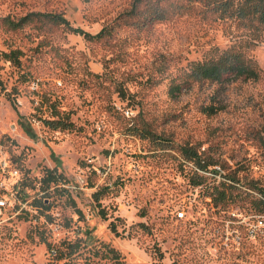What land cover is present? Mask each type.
<instances>
[{"label":"rangeland","instance_id":"rangeland-1","mask_svg":"<svg viewBox=\"0 0 264 264\" xmlns=\"http://www.w3.org/2000/svg\"><path fill=\"white\" fill-rule=\"evenodd\" d=\"M31 11L111 31L13 24ZM231 46L258 79L169 92ZM0 78V182L26 201L0 210V264H264V25L213 0H0ZM185 143L209 170L185 160ZM47 168L59 189L40 188Z\"/></svg>","mask_w":264,"mask_h":264},{"label":"trees","instance_id":"trees-1","mask_svg":"<svg viewBox=\"0 0 264 264\" xmlns=\"http://www.w3.org/2000/svg\"><path fill=\"white\" fill-rule=\"evenodd\" d=\"M213 8L220 11L223 16L236 17L241 19V21L256 20L260 24L264 25V0H213ZM32 16L46 18L54 23L65 24L74 32L82 34L88 39L103 36L104 33L111 31V29L107 26L103 27L99 32L93 34L82 27L73 26L63 13L48 11H31L19 21L13 22V24L18 25ZM19 52L20 51L18 49H13L3 54L6 59L18 62ZM185 75L188 79H183L180 83H174L170 86L169 92L172 95H176L184 85L190 82V79L223 80L237 77L258 79L261 76V70L259 69L257 62L252 57L247 56L244 51L231 46L223 50L217 48L211 52L208 58L192 62ZM2 84L3 82L0 78V86H2ZM120 90L121 92L123 91L122 89ZM214 110L215 109L213 107H210V112H213ZM48 122L53 124L54 127L72 126V123L63 119H49ZM144 130L147 134L153 136V138H163L159 135H155L147 127H144ZM179 149L185 160L192 162L198 169L209 170V167L214 164L211 159L203 157L198 149L189 143L180 144ZM62 181H64L62 172H58L55 168H47L44 175L39 179V185L40 188L44 190H48L52 186H54L55 189H59L58 185L63 183ZM259 190L263 191L260 187ZM221 195L222 199H226L227 193L224 190L221 191ZM39 203L43 204V207L47 209L50 208V205L46 203L45 200L42 201V199H39ZM51 252L55 253L56 249L53 247Z\"/></svg>","mask_w":264,"mask_h":264},{"label":"built area","instance_id":"built-area-1","mask_svg":"<svg viewBox=\"0 0 264 264\" xmlns=\"http://www.w3.org/2000/svg\"><path fill=\"white\" fill-rule=\"evenodd\" d=\"M5 168H6V164L4 166H2L3 170H5ZM13 172H14V174L19 175L18 169H14ZM0 190L2 191V193L0 192V210L4 207L10 206V205L13 206L14 208L19 207V208L23 209L24 206L26 205V201L24 202L25 199L20 200V199H18V198L16 199L14 197V195L16 196V193L17 194L20 193L19 189L17 190V192H15L14 187H8L4 181H1L0 182Z\"/></svg>","mask_w":264,"mask_h":264}]
</instances>
